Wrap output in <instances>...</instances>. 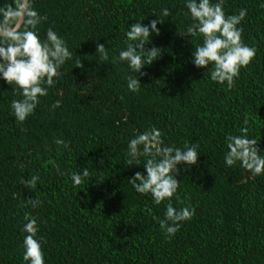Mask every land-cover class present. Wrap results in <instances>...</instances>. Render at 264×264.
Returning a JSON list of instances; mask_svg holds the SVG:
<instances>
[{"label":"trees","instance_id":"obj_1","mask_svg":"<svg viewBox=\"0 0 264 264\" xmlns=\"http://www.w3.org/2000/svg\"><path fill=\"white\" fill-rule=\"evenodd\" d=\"M5 3L11 0H0ZM259 3L225 0L226 15L246 9L242 41L256 49L227 90L209 80L207 68L191 63L195 45L179 35L190 23L183 0H34L38 14L47 17L37 26L40 37L52 27L73 59L22 125L9 111L19 96L0 80V264H23L26 212L37 219L45 264H264V175L253 179L223 160L225 135L238 134L241 126L264 151ZM162 9L170 15L160 16V34L145 45L161 54L142 68L140 91L131 93L126 83L134 74L111 58L125 47L128 25L141 18L147 25ZM97 44L105 46L107 61L98 59ZM57 100L60 107L51 109ZM151 127L160 130L162 146L195 144L199 155L190 168L177 166L180 203L174 196L173 206L191 204L195 211L170 239L153 219H163L165 202L153 205L128 182L145 174L143 164L124 163L128 140ZM85 168L90 178L73 188L69 174ZM31 175L39 177L35 190L20 183ZM35 198L41 201L37 208L23 206Z\"/></svg>","mask_w":264,"mask_h":264},{"label":"clouds","instance_id":"obj_2","mask_svg":"<svg viewBox=\"0 0 264 264\" xmlns=\"http://www.w3.org/2000/svg\"><path fill=\"white\" fill-rule=\"evenodd\" d=\"M187 9L185 16L190 23L179 35L190 38L195 45L191 53V63L198 69L207 68L206 74L211 82L223 85L231 90L239 78L241 69L251 63L256 49L242 41L241 22L247 15L246 9L238 13L226 15L225 0H183ZM34 0H11L0 6V80L11 86L19 99H12L9 111L18 124H23L28 117L35 113L41 98L46 97L49 88L54 86L62 76V66L73 59L66 41L60 37L52 27L39 35L38 25L47 20L39 15L34 8ZM259 7L264 9V0H260ZM158 19L151 20L147 25L139 21L128 25L124 32L125 47L118 55L111 58L113 64L124 63L128 71L134 75L127 77L126 87L131 93L140 91L139 75H145L142 68L151 65L160 56V50L153 47L146 49L152 34L159 35L158 23H162L160 16L170 15L168 9H162L160 15L153 14ZM199 40V43H194ZM97 55L100 61L109 59L103 44H97ZM76 61V67H80ZM57 100L51 109L60 107ZM244 125L248 124L245 118ZM57 145H68L62 140H56ZM226 151L223 156L225 167L238 165L246 171V175L256 178L264 175V151L258 147V141L251 138L249 128L241 126L238 134H227L224 138ZM160 130L155 127L138 132L127 142L124 163L128 166L143 164L145 174L135 173L128 180L132 189L151 198L153 205L159 206L165 202L163 219L153 217L159 224L161 231L167 238H172L182 223L192 219L194 208L191 204L174 207L172 198L177 196L179 183L178 165L185 168L197 164V146L181 149L176 146H162ZM143 158V162H142ZM48 164L59 171L53 160ZM22 167V165H21ZM72 187L80 186L90 178L89 168L69 174ZM39 177L31 175L20 183L29 190H35ZM41 204L38 198L29 199L23 206L30 205L35 209ZM151 214V209H146ZM25 221L20 229L23 235L22 261L23 264H45V254L42 250L43 237L38 236L37 219L29 213H24Z\"/></svg>","mask_w":264,"mask_h":264}]
</instances>
